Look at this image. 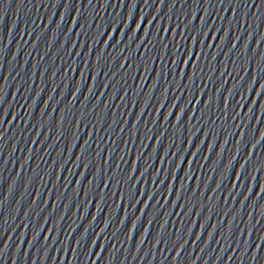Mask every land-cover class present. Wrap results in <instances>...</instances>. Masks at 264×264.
<instances>
[{"label":"snow or ice","instance_id":"1","mask_svg":"<svg viewBox=\"0 0 264 264\" xmlns=\"http://www.w3.org/2000/svg\"><path fill=\"white\" fill-rule=\"evenodd\" d=\"M137 28H139V22H137V25H136ZM189 56H191V48H189V53H188ZM187 65V59L184 60L183 64H182V69H183V66ZM193 68H195V65H193ZM189 82H191V78H189ZM225 104H227V98H225ZM181 112H183V109H181ZM167 117H165L166 119ZM177 120H179V115L177 116ZM177 167H179V164H177Z\"/></svg>","mask_w":264,"mask_h":264}]
</instances>
